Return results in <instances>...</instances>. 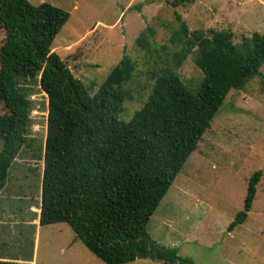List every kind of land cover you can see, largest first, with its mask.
I'll return each mask as SVG.
<instances>
[{
  "label": "trees",
  "instance_id": "16d2710c",
  "mask_svg": "<svg viewBox=\"0 0 264 264\" xmlns=\"http://www.w3.org/2000/svg\"><path fill=\"white\" fill-rule=\"evenodd\" d=\"M193 0H166L175 8ZM69 13L48 2L0 0V191L12 163L23 152L41 160L37 189L38 224L66 223L75 238L105 264H124L150 258L165 264H192L176 247L154 241L146 224L188 156L210 126L230 89H243L259 76L264 61V30L242 37L236 44L229 30H189L180 14L165 51L155 61L150 92L128 120L119 117L129 97L136 62L123 54L97 88L74 76L52 41ZM154 29L148 25L135 45L154 55ZM169 54V55H167ZM193 54L202 79L190 88L176 73ZM37 77L46 97V125L42 145L29 135L33 89L20 77ZM260 171L247 182L243 209L228 230L245 220L256 192ZM32 196V195H31ZM30 196V197H31ZM21 198V197H19ZM32 199V198H31ZM0 258V264H32Z\"/></svg>",
  "mask_w": 264,
  "mask_h": 264
},
{
  "label": "rangeland",
  "instance_id": "374dc122",
  "mask_svg": "<svg viewBox=\"0 0 264 264\" xmlns=\"http://www.w3.org/2000/svg\"><path fill=\"white\" fill-rule=\"evenodd\" d=\"M27 1L34 5L45 1L69 13L51 50L92 91L124 53L135 60L134 75L124 84L129 97L119 113L125 120L146 100L157 70L155 61L176 49L169 43L178 25L175 12L189 30H229L236 44L243 36L264 30V0H193L175 8L166 0ZM148 25L154 29L152 56L134 43ZM4 36L0 27V44ZM193 56L189 54L175 68L192 89L202 79ZM259 71L264 76V61ZM36 78L20 77L19 83L33 89L29 98L36 105L30 111L29 135L35 145H42L46 97ZM4 112L0 103V113ZM41 165V160L23 152L10 167L0 193V258L22 260L33 254L32 264H105L75 238L66 223L38 226L36 231L28 223L35 219L29 212L39 211L35 200ZM257 170L260 176L247 216L228 230L243 209L248 179ZM145 228L159 245L176 247L192 264H264V85L259 76L249 79L243 89L229 90ZM124 264L165 263L140 258Z\"/></svg>",
  "mask_w": 264,
  "mask_h": 264
},
{
  "label": "crops",
  "instance_id": "0c3cea01",
  "mask_svg": "<svg viewBox=\"0 0 264 264\" xmlns=\"http://www.w3.org/2000/svg\"><path fill=\"white\" fill-rule=\"evenodd\" d=\"M0 193H1V191H0ZM2 209V208H1ZM38 212L39 211H37V212H35V213H32V212H29V216H34V222H32V221H28V223H33L34 224V230L36 231L37 229H38V226H40L39 224H38ZM32 258H33V254H32Z\"/></svg>",
  "mask_w": 264,
  "mask_h": 264
}]
</instances>
